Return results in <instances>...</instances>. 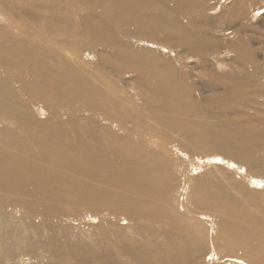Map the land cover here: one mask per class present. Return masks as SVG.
<instances>
[{
  "label": "rangeland",
  "instance_id": "obj_1",
  "mask_svg": "<svg viewBox=\"0 0 264 264\" xmlns=\"http://www.w3.org/2000/svg\"><path fill=\"white\" fill-rule=\"evenodd\" d=\"M152 1H157L163 7L166 6L171 19L170 24L172 23L171 26H173L171 29L176 33L182 30L178 33L184 36L183 39L175 42L173 37L178 33L170 35L172 37L170 39V36L168 37L157 30L148 31L143 27L145 26L143 25L144 21L141 23L140 19H137V23H133L131 32H126L122 29V24L119 23L122 15H126L122 9L113 6V0H0V51H4V55L12 60L11 64L6 63L10 68L7 69V72L2 68L3 64H0V81H3L5 85L4 88H0V93L11 97L17 103L15 105L19 112H24L27 116L35 115L34 118L38 122L50 125L48 130L52 127L59 135L68 133L70 139L65 138L66 142L69 141L76 150L73 152L55 150L52 153H61L62 156L73 161L81 158L83 163H86L87 169L92 164L88 157L95 160L97 155L91 150L84 152L85 148L90 147L88 145H94V142L88 140L89 137H85L81 131L89 129L94 124L116 129L129 136L133 140L132 142L138 141L136 144L142 145L146 149L150 147L156 151H163V156H167L166 159H169L170 173L177 178L171 189L169 185L166 187L167 190L161 199L168 204L169 208L175 207V211L179 215L192 221L197 228L201 229L202 233L205 232L208 236L204 250L198 249L192 251L191 254H178L174 264H177L178 258L182 259L181 264H264V249L255 251L251 248L250 243L252 237L262 236L264 239V230H262L264 228V187L260 186V184H264V126L259 124L260 122H256L258 119L259 121L264 119V102H262L264 101V0H180L183 8L178 7L175 0ZM109 12L115 15V20L110 18ZM140 12L147 11L141 9ZM43 17L45 18L43 19ZM139 49L153 53L157 60L166 59L165 61L173 66L171 71L177 70L173 75L174 79L170 77V80H176L177 83L180 82L179 84L190 90L191 98L186 95L179 106L182 111L178 110L175 113V118L180 122L178 125L181 124L179 129H159L161 126L159 121L153 120H149L151 123L148 122V125L143 128L145 123H142V120L144 118L147 120L150 113L156 115V110L159 107L153 109V112L152 109L147 111L138 93L140 82L145 83L142 79L135 78L136 69L130 66L135 64L131 61L133 59L128 58V55ZM28 50L34 51L30 54L27 52ZM37 51L44 55V59L41 57L39 61L41 65L46 64L53 67L51 70L48 68L49 73L53 71V78L50 80L41 76H37V78L35 75L32 76L36 71L31 73L29 66L24 63L25 56L30 54L28 57H31ZM181 53L183 57L180 55ZM114 61L120 64V67ZM125 61L130 67L124 65ZM27 62L32 66L37 61L33 56L28 58ZM167 66L170 68V65ZM159 67L161 75L167 74L164 72L163 64H160ZM66 69L71 71L68 73ZM39 73L42 75L41 71ZM60 78H63L62 81ZM68 81L70 84H67ZM136 81L138 82L136 83ZM58 84L64 87H59ZM72 96L73 98L69 100ZM101 96L103 97L101 98ZM75 97H78L77 100ZM114 101L120 102L115 103ZM66 103L70 104L66 105ZM181 113L183 117L179 115ZM78 115H81L80 118ZM111 115L115 117L113 118ZM77 118L78 120L75 121ZM180 119L193 122V126L198 124L203 128H209L215 133L217 139H225L234 143L227 151H216V149L208 151L206 146L208 143L203 145L204 147L197 146V150L192 151L186 145L178 142L184 140L182 134L184 121H180ZM74 121L79 123L75 125ZM16 124L18 123L13 118L4 120L0 117V127L4 128V130L1 128L0 130L3 132H6L7 128H11V125L13 127ZM84 124L88 125L84 126ZM244 124L252 126V131ZM24 129V127L17 128L15 132H22ZM170 130L174 133L171 136ZM55 131H51V134H54ZM6 134V137L10 136L11 138L8 132ZM56 137L59 139L60 145H64L63 140ZM8 140L10 141V139ZM205 146L206 150H204ZM103 147L117 148V146L113 147L112 143H105L94 149ZM230 150L240 151V154L234 155ZM19 156L27 160L22 164V169H26L28 163L35 162V166L31 168L43 167L46 171H35L32 181L37 189L31 195L14 190L4 191V186L11 181L8 177L0 179V228L13 227L15 229L14 232L9 230V233L0 229V264L13 262L14 259L7 258L10 256L8 253H13L10 251H14V253L30 251L23 255L15 254L14 264H26V261L33 264V262L41 263L40 261L49 262V260L54 264H114L110 262H114L113 259H116L115 264H123V261L126 262L125 264H141L138 256L136 257L139 260L137 262L124 254L122 250L121 255L114 252L108 236H100L98 241L93 240L94 244L90 238L85 237L82 232L80 233L73 227L81 226L83 223H97V221L106 219L115 222L120 220L119 223L126 224L128 220L125 216L117 214L119 215L117 218V215L115 216L105 209L82 211L83 213L76 216L74 211L80 205L76 203H81L82 200L67 199L68 203L59 200L56 196H53L55 199L46 197L45 195L48 194L51 196L53 188L59 186L53 183L55 177L53 172H50L44 162L32 160L31 154L25 153ZM110 156L111 158L109 155L107 157L122 167L120 157L115 152H112ZM30 157L32 158L29 159ZM103 161L105 162L104 159ZM56 167L63 171L79 169L75 165L68 168ZM11 170L18 169L12 166ZM221 170H224L226 176H234L241 187L252 191L253 198L255 197L254 202H249L246 212L256 213L260 217L239 226V232L237 231L235 234L232 233L230 226L239 225L237 218L218 228L215 220H222L224 217L194 212L185 207V205H189L187 190L192 186L193 177L202 172L208 175L217 172L220 174ZM102 171L104 175L108 172L113 173L110 166H105ZM148 171L150 173V170ZM106 185L108 189L112 188L110 190L118 189L114 188L116 184L114 187H109L110 183ZM132 185L129 187L126 185L125 189L130 191ZM11 186L14 184L11 183ZM107 199L109 198L107 197ZM232 200L238 204L235 202L237 199ZM72 202L75 204H71ZM195 215L200 217L195 218ZM23 221L40 223L42 229L35 232L24 231L20 226ZM152 222H157L153 223V226L164 233L173 235L178 231L174 222L170 220ZM162 222L167 225L163 226ZM136 224L141 228L139 233L144 234L135 233L138 235L137 240L146 241L144 237L149 238V235H145L142 227L152 225L151 221L143 219ZM83 228L86 232L88 231L84 225ZM81 231H83L82 228ZM216 234H222L224 238L215 241ZM165 236L163 234L161 239ZM105 238L109 240L106 241ZM65 239H68L66 242L73 245H66ZM83 239L84 242H82ZM24 241H29L32 245L27 246V242L21 244ZM54 242L55 245L52 244ZM119 242L123 246H127L125 240ZM146 243L149 244V242ZM12 244L13 246H11ZM136 245L138 244L133 247ZM234 245H239L249 254L240 249L235 251V248L232 247ZM10 247L12 249L8 250ZM65 249H68L67 252ZM71 249H73V253L75 252L73 255ZM31 250L34 251V255H31ZM75 250L78 251L79 257ZM53 251L56 255L54 258L52 257ZM79 251L85 256H82L83 254L81 255ZM167 251L170 249L168 248ZM104 255L106 256L104 257ZM252 257L255 263H249V259Z\"/></svg>",
  "mask_w": 264,
  "mask_h": 264
},
{
  "label": "bare ground",
  "instance_id": "obj_2",
  "mask_svg": "<svg viewBox=\"0 0 264 264\" xmlns=\"http://www.w3.org/2000/svg\"><path fill=\"white\" fill-rule=\"evenodd\" d=\"M175 1L178 4L177 5L178 7L183 8V4L180 0H175ZM159 2H160V0H159ZM113 3H114L113 6L115 8L119 7L120 9L123 10V13L126 15V16L122 15V19L119 22L120 24H122V29L125 30L126 32H131L132 31L131 28H132L133 23H137V19H140L141 23L144 21L143 25H145V26H143V27L146 28L148 31L154 32L155 30H157L160 33L162 32V34L167 35L168 37L170 35L172 36V34L176 33V32H174V30L171 29L173 26H171L172 23L170 24L171 19L168 16L169 11L166 9V6L163 7L157 1L153 2L152 0L151 1L150 0H113ZM141 9H144L147 12H140ZM177 11H178V9H177ZM65 15L67 16V14H65ZM109 15H110V18H112V20H115V15L113 13L109 12ZM66 16H65V18H67ZM44 18L45 17H43V19ZM42 25H40V26H42ZM62 25H63V23H62ZM50 26H52V25H50ZM177 26H179V25H177ZM174 29H176V28H174ZM179 31L181 32L182 30H179ZM155 34H157V33H155ZM171 36H170V39L172 38ZM161 37H163V36H161ZM173 38H174L175 42H178L181 39H183L184 36L179 35V33H178V35H175ZM133 43H135V42H133ZM35 46L37 48V45H35ZM172 47L175 48V46H172ZM40 48H42V47H40ZM174 48H172V49H174ZM29 50L27 52H29L30 54H32V52L34 51V50H32V51H29ZM41 50L43 51V49H40V51ZM3 52L4 51H2V52L0 51V61H1L0 64L1 65L3 64L2 68L5 70V72H7L8 71L7 69H10V68H9V65H7L6 63L11 64L12 60H10L8 57H6ZM182 53L180 54L181 56H182ZM30 54L25 56L26 59H24V63L26 64V66H29L31 73L33 71H36V72H33L32 76L35 75L36 78H37V76H39V77L41 76L43 78H48L49 80H50V78H53V71H51L52 74L49 73V69L51 70L53 67L51 68L49 65H46V64L41 65V63L39 62L40 58L41 57L43 58L44 55H42V53H40L38 51H37V53H34L31 57L34 56V60H36L37 62L35 65L32 64V66H31V64L27 62L28 58H31V57H28ZM122 54H124V53H122ZM111 56H112V54H111ZM128 58L133 59L131 61H133L135 64V65H132V64L130 65L131 67H133V69H136L135 78L142 79L145 83V84H143L142 82H140L139 92H138L141 99H142L143 104H145V109H147V111H148V109H150V110L152 109L151 111L153 112L154 111L153 109H155L157 106L159 107L158 110H156L157 111L156 115L150 113V115L148 116L149 118H147V120H145V118L142 120V123H145L143 128H145V126L148 125V122L151 123V121H149V120H153V121H159V124L161 125L160 128L158 127L159 129H162V130L173 129V128L179 129L178 127H180L181 124L178 125V123H180V122H179V119L175 118V113H176V111L181 110L179 108V106H180L181 102L184 100L183 98L186 97V95H188L191 98V94H190V90L187 87H184L182 84H179L180 82L177 83L176 80H170V77L172 79H174L173 75L176 74L177 70L173 71L174 72L173 73L171 71L173 66L169 62L165 61L166 59L157 60L156 56H154L153 53H148V51H146L144 49H139L137 52L130 53L128 55ZM117 60H115V61H117ZM117 62L119 63V60ZM117 62H115L116 65L118 64ZM121 62H122V60H121ZM133 62H131V63H133ZM127 63H129V62H127ZM121 64H124V63H121ZM160 64H163L164 70H165L164 72L167 74H165V75L160 74V72H159V68H160L159 65ZM166 64L170 65V68ZM118 65L120 67V64H118ZM124 65L127 66L129 64H126V61H125ZM130 66H127V67H130ZM4 70H3V72H4ZM68 70L66 69V72ZM39 71L42 72V75L39 73ZM70 71H68V73ZM9 73H10V71H9ZM49 74H51V75L49 76ZM71 76H73V75H71ZM60 79L62 81L63 78H60ZM45 82L48 84L47 81H45ZM137 82L138 81H136V83ZM67 84H70V81H68ZM75 84H76V82H75ZM49 85H50V83H49ZM82 85H84V84H82ZM3 86H5L4 82L0 81V88H4ZM52 86H53V84H52ZM58 86L61 87L63 85L60 86V84H58ZM67 87H69V86H67ZM77 88H78V86H77ZM80 89H81V86H80ZM84 89L85 88L83 87V90ZM88 91H89V89H88ZM92 93H93V91H92ZM95 94L97 95V93H95ZM126 94H128V92ZM54 95H56V94H54ZM129 95H130V92H129ZM132 95L134 96V94H132ZM92 96H93V94H92ZM102 97L103 96H101V98ZM110 97L113 98L111 95H110ZM72 98H73V96L69 100H71ZM75 98L77 100L78 97H75ZM107 99H108V97H107ZM120 101H116V102H120ZM253 101H255V100H253ZM262 102H264V101H262ZM15 104H17V103L15 101H13L11 99V97H9L7 94L0 93V117H2L4 120L9 119V118L10 119L13 118L15 120V122L18 123V124H16L18 129H21V127L25 128L22 132H15V129H17L16 126L12 127V125H11V128H7V131H6L9 133L8 135H11V138H10V136L6 137L5 136V135H7L6 132H3L2 130H0V179H2V178L5 179L6 177H8V178H10L9 181H11L10 183H8L4 186V191L8 192L9 190H14L15 192H22L24 194L31 195L37 189V187L34 186V183L32 181V179H33L32 177L34 176V173L36 170H40V171H46V170L43 167L31 168V167L35 166V162L28 163V167L26 169H22V164L27 160H25V158H23V157H20L19 155H24L25 153H28V154L32 155V157H33L32 160L36 159V161H42V162H44L45 165H47V168L50 170V172H53V174L55 176L53 179V183L59 185L58 187L53 188L52 191L50 190L51 196L48 194V195H45L46 197H50V198L55 199V197H53V196H56L57 198H59V200H61V201L64 200V202H66V201L68 202L67 199H72L71 201H75L76 199H81L82 200L81 203H79V202L76 203V204H80L78 206V209H76L74 211V214L76 216H78L79 213H83L84 211H91V210L96 211V210L105 209V210H109L110 213L115 214V216L117 214L123 215L128 220V223H126V224L119 223L120 220H119V222H115V221H110V219H106V220H102V221L100 220L99 222L97 221V223H83V224H81V226L80 225H77V227L73 226L75 230L79 231L80 233L82 232L83 235L85 237L90 238L91 241H93V240L98 241V238H100V236H102V235H104V237L108 236L110 240L109 239H107V240H109L111 243L110 245L113 246L112 249L115 250L114 252H117L118 254H120L121 250H122L124 252V254L128 255V257H131L133 260L134 259L137 260L136 257L138 256V258L141 260V262H140L141 264H174L173 262L176 260L178 254H183V253L191 254L192 251H195L198 249H201V250L205 249V245L207 242L206 238H208L207 233H205V232L202 233L201 229L197 228V226L192 221H190V220L186 219L185 217L179 215L175 211V207L171 206L169 208L168 204H166L161 199V197L163 196V194L167 190L166 187H168V185H169V188L171 189L172 184L176 181V178H177V176L170 173L169 159H166L167 158L166 155H165L166 157L163 156V154H162L163 151H156L155 149L150 148V147L148 149H146L142 145L139 146L138 144H136L138 141L136 143L132 142L133 140H131L129 138V136H127L126 134L120 133L116 129H111L110 127L102 126L100 124H94L92 126L90 125L91 127L89 129L81 131L85 137H89L88 140H91L94 142V145H92V144L88 145L87 144L91 148L90 147L85 148L84 152L86 153V151L91 150V151H94L93 153H95L97 155V158H95V160L88 157V159H90V162L92 164H90L89 169H87L86 163L84 164L81 158L77 161H75V160L73 161L71 159L66 158L65 156H62L61 153H60L61 155L52 153L55 150H62L61 152H64V151L73 152L74 150H76L75 147L69 143V141L66 142L67 139H65V138L70 139L68 133H65V134L62 133L61 135H59L52 127H51V129L48 130L50 125L38 122L34 118L35 115L34 116L33 115L27 116L24 112H21V111L19 112L16 108L17 105H15ZM67 104H70V103H66V105ZM72 105H74V104H72ZM83 106H85V105L83 104ZM91 106H93V105H91ZM72 109H73V107H72ZM125 109H127V108H125ZM121 111H123V110H121ZM110 113H111V111H110ZM120 114H122V113H120ZM117 115H118V113H117ZM179 115L183 117L182 113ZM80 116L78 118H80ZM70 117H72V116H70ZM78 118L75 119V121L78 120ZM83 118H84V115H83ZM130 118H131V116H130ZM38 120H39V118H38ZM75 121H74L75 125L79 123V122H75ZM180 121H184V125L182 126V134L184 135V140L183 141L180 140L178 142L184 146L186 145L192 151H196L197 146H203V145H206L207 143H208V145H206V146L208 147V151L210 149H216V151L217 150L227 151L230 148V146L234 143V142H231V141L225 140V139L224 140L217 139V136L215 135V133L212 130H210L209 128H203V127L199 126L198 124L197 125L194 124V126H193L192 125L193 122H191V121L188 122V121H185L184 119H180ZM256 122H260L259 124H262L264 126V119H262V121L261 120L259 121V119H258ZM88 124H84V126H86ZM159 124H157V125H159ZM244 125L249 130L252 129V126H248L247 124H244ZM121 126H122V124H121ZM245 126H243V128H245ZM123 127H125V126H123ZM238 127H240V125H238ZM140 128H141V126H140ZM149 128H151V127H149ZM1 129L4 130V128H1ZM120 129H121V127H120ZM153 129H154V127H153ZM126 130H128V129H126ZM51 131H55L54 134H51ZM133 131H135V130H133ZM262 132H263V130H262ZM172 133L173 132H171V130H170V136ZM158 134H159V132H158ZM161 134H162V132H161ZM234 134H233V136H234ZM128 135H129V133H128ZM56 136L60 137V139L63 140L64 145H60V143L58 142L59 139ZM63 137H64V139H63ZM8 139H10V141ZM163 139H162V141H163ZM105 143H109V144L112 143L113 147L117 146V148L113 149V148H109V147H103L100 149H94L96 146H101V145H104ZM206 146H205L204 150H206V148H207ZM82 147H83V145H82ZM41 148H45V149L43 150ZM201 149H202V147H201ZM204 150H203V153H204ZM97 151L99 152V154ZM230 151L234 155L240 154V151H232V150H230ZM112 152H115L116 155L118 157H120L119 159L123 164L122 167H119L118 164L116 165L112 160L109 159V158H111L110 155ZM263 153H264V151H263ZM87 155H89V154H87ZM99 155H100V157H102V159H100V157L98 158ZM108 155H109V158L107 157ZM206 155H207V153H206ZM211 155H212V152H211ZM32 157H30L29 159H31ZM113 158H114V156H113ZM103 159L105 160V162L103 161ZM115 161H116V159H115ZM71 165L72 166L75 165L79 169L76 171H70V170L69 171H63V170L59 169L58 167H56V166H64L65 168H68ZM12 166H14V168L18 169V170H11ZM105 166H107V167L110 166L113 169V173L108 172V174L104 175L102 170ZM203 166H205V165H203ZM250 168H252V167H250ZM148 170H150L151 174L149 173ZM217 173L208 175V174H205L204 172H202L199 175L193 177L192 186H191V188L188 187V190H187L189 193V195H188L189 205L188 206L185 205V207L188 210H191L194 212H203L205 214H210L211 216L224 217L223 219L221 218L222 220H217V219L215 220L217 222L218 228H220L222 224L230 223L232 220L237 218L239 225L230 226L232 233L235 234L237 231L239 232V229H240L239 226L244 225L245 223H247V221H252V220L260 218L259 215L256 213L246 212V206H248L249 202L253 203L254 202L253 200L255 197L253 198L254 194L251 193L252 191H250L249 189L247 190V189L241 187L238 184L239 181H237L234 176H232V177H231V175L226 176L224 170H221L220 174H217ZM137 178H139V179L141 178V179L135 180ZM133 179H134V181H133ZM18 180H21V182H18ZM165 180H167V182H165ZM226 180H228V181L226 182ZM11 183H13L14 186H11ZM109 183H110V185H108L109 187H114L116 184V187H114V188L115 189L118 188V189L117 190H110L112 188L108 189L106 184H109ZM119 184L122 186H118ZM131 184H133V185L131 186L130 191L126 190L125 186L128 185L127 187H129V185H131ZM238 185H239V187H237ZM120 187H122V188H120ZM244 190H246V191H244ZM107 197L109 199H107ZM232 199H237V200H235V202L238 204H235L234 200H232ZM73 203L74 202H72L71 204H73ZM108 215H110V214L108 213ZM118 217H119V215H117V218ZM198 217H200V216L195 215V218H198ZM103 219H104V217H103ZM143 219L150 220L152 223V225H149V226L146 225V227L143 226L144 228L142 227L145 235H149V238L144 237L146 241H140V239L137 240L138 235L135 234V233L143 234L141 232L142 230L140 231L141 233H139V230L141 228L136 226L137 225L136 223H138L139 220H143ZM164 220H170V221L174 222V225H176V227L178 228V231L172 235L170 233H164V231L162 232L159 228H157L156 226L155 227L153 226V223L156 224L157 222H152V221H164ZM162 223H163V226L167 225V223H165V222H162ZM83 225L85 228L88 229L87 232L84 230ZM20 226L24 231L35 232V231L42 229L40 227V223H37L34 221H29V222L23 221L20 223ZM139 226H141V225H139ZM81 228L83 231H81ZM0 229L3 232H8V233H9V230L13 231V232L15 231V229L13 227H11V228L5 227V228H0ZM262 230H264V228ZM65 231H66V229H65ZM68 233H71V232H68ZM133 234H135V235L133 236ZM163 234H165L166 236L163 239H161L163 237ZM66 236H67V234H66ZM78 237L80 238V236H78ZM78 237H76V238H78ZM219 238L222 239L224 237L222 234L221 235L216 234V236L214 237V240L216 241V239H217V241H218ZM58 240H60V239H58ZM79 240H78V242H79ZM99 240L101 241V239H99ZM105 240H106V238H105ZM120 240H122V241L125 240V242L127 243V246H123L122 244H120V242H119ZM61 241H59V242H61ZM64 241H65V244L68 246L73 245L71 243L66 242V241H68V239H65ZM64 241H63V243H64ZM26 242L27 241H24L21 244H24ZM82 242H84V239ZM146 242H149V244ZM93 243L95 244L94 241H93ZM250 243H251V248H253L255 251L264 249V239L262 238V236H259L258 238L252 237L250 239ZM13 244L11 246H13ZM30 244L31 243H29V241L26 243L27 246H30ZM52 244L55 245V242ZM87 244H88V241H87ZM104 244H105V241H104ZM135 244H138V245L133 247ZM78 245H81V244H78ZM7 246H9V245H7ZM81 247L84 248L85 246L84 247L81 246ZM232 247L235 248V251H239V249H240L242 252L246 253L239 245H234ZM168 248L170 249V251H167ZM10 249H12V247L8 248V250H10ZM90 249H91V247H90ZM67 250H66V252H67ZM72 250L73 249H71L70 251H72ZM39 251H37V252H39ZM91 251H89V252L91 253ZM10 252H13V253L12 254L8 253V255H10V256H8L7 258H9L10 260L14 259L13 262H11V264H14V262H15V254L16 255H23L26 253H30V251H28V252L21 251L20 253H14V251H10ZM58 252H59V250H58ZM76 252H77L76 254H78V251H76ZM81 252H80V254L81 255L83 254L82 256H85L84 253H81ZM31 253H32L31 255L35 254L34 251H32V250H31ZM74 253L72 251L71 254L73 255ZM246 254H249V253H246ZM28 255H30V254H28ZM97 255H98V253H97ZM110 255H108V256H110ZM55 256L56 255L54 252V255L52 257L54 258ZM105 256L106 255H104V257ZM33 257L35 258V256H33ZM78 257H79V254H78ZM78 257H77V259H78ZM69 258H70V256H69ZM88 258H89V255H88ZM112 258H114V257H112ZM78 260H80V258ZM113 260H114V262L113 261H110V262L115 264L116 259H113ZM22 261L23 260H21V263H23ZM66 261L68 262L69 260H66ZM91 261H92V259H91ZM138 261L139 260H137V262ZM40 262L41 263L33 262V264H54L50 260H49V262H42V261H40ZM181 262H182V259L178 258L177 264H181ZM252 262L255 263V261H253V257L249 259V263H252ZM125 263L123 261V264H125ZM26 264H32V263H29L26 261Z\"/></svg>",
  "mask_w": 264,
  "mask_h": 264
},
{
  "label": "snow or ice",
  "instance_id": "obj_3",
  "mask_svg": "<svg viewBox=\"0 0 264 264\" xmlns=\"http://www.w3.org/2000/svg\"><path fill=\"white\" fill-rule=\"evenodd\" d=\"M255 183V182H254ZM260 186L264 187V184H260Z\"/></svg>",
  "mask_w": 264,
  "mask_h": 264
}]
</instances>
